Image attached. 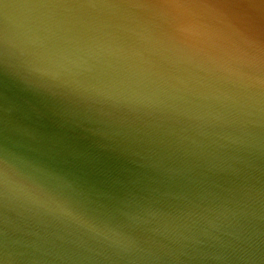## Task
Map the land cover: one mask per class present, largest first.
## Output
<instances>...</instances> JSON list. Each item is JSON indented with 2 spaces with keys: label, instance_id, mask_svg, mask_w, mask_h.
Returning <instances> with one entry per match:
<instances>
[{
  "label": "clouds",
  "instance_id": "clouds-1",
  "mask_svg": "<svg viewBox=\"0 0 264 264\" xmlns=\"http://www.w3.org/2000/svg\"><path fill=\"white\" fill-rule=\"evenodd\" d=\"M245 7L264 9V0H0V56L24 82L117 113L150 143L192 156L214 146L235 153L227 171L238 174L237 165L264 154V16ZM68 187L14 153L0 161V264H91L100 252L129 264L162 259L135 230L167 213L106 220ZM208 212L194 203L171 218L181 252L192 246L220 264H264V231L254 224L264 221V184L246 178ZM217 232L234 243L197 247Z\"/></svg>",
  "mask_w": 264,
  "mask_h": 264
},
{
  "label": "water",
  "instance_id": "water-1",
  "mask_svg": "<svg viewBox=\"0 0 264 264\" xmlns=\"http://www.w3.org/2000/svg\"><path fill=\"white\" fill-rule=\"evenodd\" d=\"M240 11L254 19L264 16L260 8ZM13 153L63 177L73 197L103 219L119 222L145 209L167 213L135 230L142 246L162 257L155 264H220L201 258L192 246L181 252L168 231L171 218L194 203L214 214L246 178L264 184V154L252 158L251 167L237 165L240 173L232 174L227 169L235 153L214 146L192 156L150 143L117 113L62 90L24 82L0 56V161ZM4 216L0 205V243ZM254 224L264 231V221ZM215 235L219 239H206L197 247L213 251L234 243L230 236ZM92 255L91 264H129L106 252Z\"/></svg>",
  "mask_w": 264,
  "mask_h": 264
}]
</instances>
